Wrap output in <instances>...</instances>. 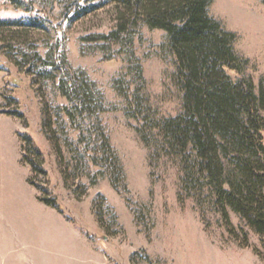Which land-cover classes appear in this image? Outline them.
<instances>
[{"label": "rangeland", "instance_id": "obj_1", "mask_svg": "<svg viewBox=\"0 0 264 264\" xmlns=\"http://www.w3.org/2000/svg\"><path fill=\"white\" fill-rule=\"evenodd\" d=\"M91 5L85 12V0H0V20L19 23L0 27V264H264V235L226 206L232 235L213 189L186 177L183 157L153 125L181 111L173 57L161 47L166 33L143 26L131 47L88 41L115 25L105 0ZM209 14L236 35L258 90L264 0H213ZM33 48L56 64L64 53L63 72L95 83L102 109L79 114L58 80L38 75L33 87L25 71L38 70Z\"/></svg>", "mask_w": 264, "mask_h": 264}, {"label": "trees", "instance_id": "obj_2", "mask_svg": "<svg viewBox=\"0 0 264 264\" xmlns=\"http://www.w3.org/2000/svg\"><path fill=\"white\" fill-rule=\"evenodd\" d=\"M10 1L16 7L20 4V0ZM95 1L85 0L89 6L84 11L93 9L95 6L91 4ZM212 1L105 0L115 13L114 28L107 34H92L85 39L131 47L140 37L143 26L166 33L161 47L173 57L175 71L171 82L181 96V111L153 125L166 145L183 157L186 177L203 179L213 189L232 235L236 236L226 206L239 213L258 234L264 235V116L261 113L264 84L256 90L253 79L246 74L249 60L234 48L236 35L209 14ZM81 9L78 5L74 12L77 14ZM4 25L19 23L0 20V27ZM31 25L43 27L42 22L34 21ZM18 45V52L24 56L22 46ZM8 57L23 69L24 64L18 57ZM33 57L38 70H25L33 87L38 75L54 83L58 80L60 94L79 114L102 109L101 100H96L93 92L95 83L88 81L84 73L85 79L75 80L69 72H63L62 66L68 63L64 53L61 64H56L50 53L41 54L38 48H33ZM136 74L144 82L140 66ZM118 90L129 103H135L131 96ZM65 109L74 121L76 113L68 107ZM12 114L24 119L19 111ZM42 115L43 129L51 139L44 105ZM228 157L229 166L224 161ZM29 161L34 170L38 168L37 163ZM43 200L48 206L57 207L54 200Z\"/></svg>", "mask_w": 264, "mask_h": 264}]
</instances>
